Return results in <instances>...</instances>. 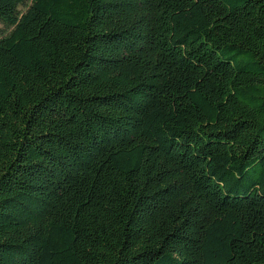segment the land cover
<instances>
[{
	"label": "trees",
	"instance_id": "trees-1",
	"mask_svg": "<svg viewBox=\"0 0 264 264\" xmlns=\"http://www.w3.org/2000/svg\"><path fill=\"white\" fill-rule=\"evenodd\" d=\"M0 25V264H264V0Z\"/></svg>",
	"mask_w": 264,
	"mask_h": 264
},
{
	"label": "rangeland",
	"instance_id": "rangeland-1",
	"mask_svg": "<svg viewBox=\"0 0 264 264\" xmlns=\"http://www.w3.org/2000/svg\"><path fill=\"white\" fill-rule=\"evenodd\" d=\"M2 29V26L0 25V30ZM2 32H4V30L2 31Z\"/></svg>",
	"mask_w": 264,
	"mask_h": 264
}]
</instances>
